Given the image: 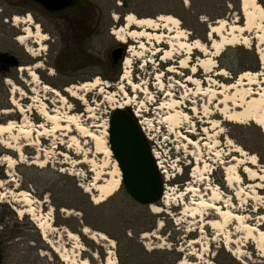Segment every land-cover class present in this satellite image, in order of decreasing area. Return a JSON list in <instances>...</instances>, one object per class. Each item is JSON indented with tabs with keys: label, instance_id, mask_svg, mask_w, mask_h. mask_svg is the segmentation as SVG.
<instances>
[{
	"label": "rangeland",
	"instance_id": "rangeland-1",
	"mask_svg": "<svg viewBox=\"0 0 264 264\" xmlns=\"http://www.w3.org/2000/svg\"><path fill=\"white\" fill-rule=\"evenodd\" d=\"M73 1L69 8H72L71 10L49 13L30 0H0V57H12L16 63L7 71L0 65V112L13 111L16 117L9 120L16 121L18 126L28 128L30 125L26 124V120H29L33 123L32 129L42 125L53 131L48 133L43 129L44 135L35 133L25 137L20 128L15 127L0 133V182L6 184L10 179L14 180L13 183L0 188V264H67L43 240L41 230L33 217H20L13 209L15 205L10 196L21 190L30 192L40 202V206L37 203L36 206L41 209L38 213L42 221L52 220L54 229L50 236L55 247L75 259L78 256L80 259H88L91 264H105L110 257L116 259V264H171L177 255L181 257L175 264H216L217 253L225 251L242 264H264V239L259 238L258 231L250 229L258 227L264 231V181L258 180L254 183L242 172L241 183L236 185V189L240 186L246 189L250 183L260 187L250 188V191L242 193L228 186L223 170L224 164L231 162L232 156L239 157L238 153L232 151L241 147L247 152V156L254 154L258 157L257 152L262 153L263 162L258 157V166H250L261 174L264 169V129L253 122H225L223 127L212 132L218 140L209 138L208 142L202 141L206 138L204 126L207 113L204 105L208 97L197 98L198 90L195 85L189 83L188 88H181L177 84H184L186 77L191 74L189 69H180V74L168 71L170 65L179 67V56L174 62H163L161 54L155 55L150 46L146 51L140 50L133 40L127 43L118 41L112 35V30L122 26L129 13L137 16L123 7L120 0H92L102 2L99 7L91 2L87 5V13H96L92 31L88 34L76 33L69 23L72 10L76 7L75 0ZM257 1L264 9V0ZM115 6L118 7L117 10ZM170 9L163 6H141L138 8L141 16L137 17L157 19L159 16L168 15L164 12ZM175 12L187 15L180 11ZM27 15H31L33 23L39 24L42 32L48 36L44 50H39V45L35 44L33 39L27 45H21L16 40L23 34L25 25H14L13 18L17 16L24 19ZM178 19L181 27L189 32L191 42L201 40L210 44L207 37L209 25L216 22H207L204 27L191 14L187 15L186 22ZM236 19L239 23L243 22L242 11L232 12L226 18L230 23ZM131 45L138 48L139 57L129 53ZM117 47L124 49L120 58H115L113 54ZM30 48L39 50V55L33 57L27 51ZM165 48L167 45L163 44L161 50L164 51ZM141 54L145 56L141 58ZM202 57L199 51H194L191 66ZM127 58L132 60L131 79L141 86L142 93L137 94L127 82L124 83L126 96L120 90L123 82V62ZM216 61L217 67L210 76L215 75L219 69H226V75L229 77H219L218 82L229 83L244 71L259 72L261 68L255 46L249 44L227 47ZM37 64L41 65V69L38 70L39 81L34 82L29 73L21 68L34 67ZM199 73L200 79L205 82L206 74L201 69ZM117 76L118 80L113 82L111 79ZM95 78H100L107 87L86 92L85 103L71 98L64 91L65 87L90 82ZM159 79L163 81V89L159 85ZM13 84L21 88V91L14 95ZM45 85L59 90L68 101L62 103L59 98L44 89ZM170 89L176 98L187 101L189 107H193V102L196 101L198 114L188 110L189 118L184 119L164 110L162 107L167 94L164 91ZM13 98L29 111L24 115L19 113L11 102ZM125 102L130 105L124 110L136 116L162 166V171L165 172L163 195L161 200L155 203L160 209L158 213H154L147 205L132 209L120 203L117 207L104 211L102 216L105 220L95 222L94 227L86 226L82 224L83 213L73 208L81 202L73 181L59 175L61 173L74 177L78 187L84 192L90 191L88 194L91 198H101L93 187L105 184L104 181H99V177L106 183L116 179V175H113L114 158L99 154L97 145L87 138L86 134L79 131L69 133L65 128H55L54 123L43 118L38 108L46 103L48 111L56 112L62 119L73 114L88 131L105 138L106 128L109 132V123L116 110L114 108ZM213 108L215 106H212V111L215 112ZM217 118L222 120L221 116ZM190 130L196 133L192 138L201 141L199 148L187 144L179 137L181 131ZM4 140L11 144L13 149L6 148L2 144ZM20 148L23 154L20 153ZM37 157L39 158L36 161ZM100 173L108 175L100 176ZM186 179L188 181L184 184H176ZM189 185L196 187L203 194H210L207 197L209 205L201 203L196 196L199 194L197 192L185 197ZM215 190L220 195L218 200L216 197L213 199ZM2 193L6 195L5 198H1ZM215 203L217 207L230 210L238 217L215 216L208 219L209 214L216 215L219 212L211 209ZM147 210L156 217V228L140 235L139 246L123 251V262L119 260L117 244L112 249L109 242L94 241L83 234L87 227L91 232L102 233L109 240H114L105 231L115 232L113 225L117 214L122 215L124 219L135 220V216L143 218ZM134 225L136 229L139 227V223ZM68 232L76 233L80 242L69 239ZM110 250L113 251L112 256L107 253ZM154 251H168L176 255L156 257L152 254Z\"/></svg>",
	"mask_w": 264,
	"mask_h": 264
},
{
	"label": "bare ground",
	"instance_id": "bare-ground-1",
	"mask_svg": "<svg viewBox=\"0 0 264 264\" xmlns=\"http://www.w3.org/2000/svg\"><path fill=\"white\" fill-rule=\"evenodd\" d=\"M243 22L239 23L236 19L234 22L230 23L226 19L218 20L215 24L210 25L209 33L207 35L209 40V45L202 42L201 40H195L191 42L189 40V32L181 27L180 20L171 15L159 16L157 19L151 18H138L133 13H129L125 19L124 24L120 27L114 28L112 30V35L121 43H127L129 40L135 41L139 45L140 50L148 51L150 46L154 50V54H161L163 62H174L175 58L179 56L177 64L179 67H174L173 65L169 66L168 71L175 74H180V69H189L191 74L186 77L184 84H177L181 88H188L187 84H192L197 87V98L199 96L208 97V101L205 103V112L207 115L206 126H204V135L205 139L202 141H207L209 138L217 139L216 135H213L212 132L219 127H223V123L232 122L236 124H248L253 122L256 125L264 129V9L257 0H242L241 7ZM117 16H115L116 18ZM14 25L24 24L23 34L17 37V42L21 45H27V43L33 39L34 43L39 45V50L45 49V41L48 40V36L42 32L39 24L33 23L31 15H28L24 19L20 17L13 18ZM33 28V30H32ZM134 28H137L135 30ZM163 44L167 45L164 51L161 50ZM246 44L255 46L257 54L259 56L261 68L259 72L244 71L242 72L235 80L229 83L218 82V78L222 77L228 79L227 70L219 69L217 73L213 76H210L215 72L217 67L216 58L219 57L222 52L227 47L233 46H244ZM36 49H27V51L33 56L37 57L38 51ZM138 48L130 46L128 50L129 53H134L135 56H138ZM194 51H199L203 57L198 60L197 63L192 64L191 66V56ZM141 58L145 56L144 54L140 55ZM41 69V65L37 64L34 67H23L22 71L28 72L29 76L33 79L34 82L39 81L38 70ZM131 69H132V60L127 58L123 62V75H122V84L120 90L125 94L127 91L125 89L124 83L132 87L134 91L138 94L143 92L140 85L136 84L131 79ZM200 69L203 70L206 74L207 79L205 82H202L200 79ZM159 79V85L163 89V81ZM206 81L209 84L206 85ZM186 84V85H185ZM205 84V85H204ZM103 86L107 87V84H104L100 78H95L93 81L85 82L80 85H72L66 89V93L74 99L83 101L85 103L86 97L85 93L91 91L95 88H101ZM257 87V88H255ZM44 89L57 98L60 99L62 103H66L68 99L57 89L51 88L50 86L45 85ZM161 89V90H162ZM21 91V88L13 84L12 85V94H17ZM148 91V90H147ZM189 91V90H188ZM103 92V91H102ZM166 94V99L163 105L164 110H169V112L175 113L177 117H182L184 119L189 118L188 110H193L195 114H198L197 102H193V107L187 106V101H184L182 98H176L173 90L164 91ZM36 101V100H35ZM13 105L17 108L18 112L24 115L29 109H25L21 106L20 102L13 98L11 100ZM130 105L129 102H125L122 105L116 106V110H124L125 107ZM212 106H215V112L212 111ZM38 112L43 116V118L49 122L54 123L55 128H65V131L69 133L74 131H79L86 134L85 136L97 145L98 152L106 154L107 156H112L109 143L107 141L108 130L106 128V137L101 138L93 131H88L83 125L79 123V118L73 114H69L67 117L62 119L56 112H49L46 106V103H43L39 108ZM13 111L2 110L0 112V122L7 123L5 125L0 124V133L7 132V130H13L15 127H19L21 134H24L25 137H30L35 133H38L39 136L44 135L42 133L43 129L50 133L53 132L46 128L45 126L38 125L35 129H32V122L26 120L28 126H18L16 121L9 119H14L16 116L13 115ZM138 116V115H137ZM221 116L222 120L217 117ZM62 124H65L62 125ZM196 133L194 131L180 132L179 137L182 138L187 144L199 148L201 146V141H197L192 138ZM218 140V139H217ZM2 144L8 148L13 149L11 144L7 141H2ZM207 144V143H206ZM20 153L23 154L22 149H19ZM232 152L238 153V156H232L231 162H226L223 167L225 172V181L232 190H239V192L245 193L250 188H260L257 184L253 185L250 183L247 188L243 186L237 187L242 180L243 174L248 176L250 181L257 183L258 180L264 181V169L261 170V175L258 170L252 169L250 166H258V157L254 154L247 156L241 147L235 148ZM156 160L158 161L157 156L155 155ZM39 157L35 158L36 161ZM159 169L162 171V166L158 161ZM242 166V167H241ZM241 169V172H240ZM196 171V170H195ZM163 175L165 174L162 171ZM100 176L108 175V173H100ZM113 175H116V179H111L109 181L103 180L99 177V181H104L105 184H99L96 187H93L97 193L101 195V198L96 196L92 197V200L95 204L106 201L110 196L115 194L121 186V171L118 167L117 162L114 160V171ZM118 177V178H117ZM14 180L10 179L6 184L0 182V188H3L8 183H13ZM210 190V189H209ZM187 197L190 193L197 192L196 195L202 201L201 203L209 205L207 200L210 194H203L202 191H199L196 187L189 185L186 190ZM250 191V190H249ZM86 193H90L89 190H85ZM11 194V192H8ZM184 193V192H183ZM1 198H5L4 193L1 194ZM12 203L15 205L13 209L20 217L31 216L33 220L36 221L39 229L41 230L43 240L57 253L62 261L67 264H91L88 259H80L78 256L76 259L69 256L63 250H59L55 247L54 243L51 240V231L54 229L52 225V220L42 221L40 219V207L37 209L36 203L40 206V202L35 199L32 194L26 190L18 191L16 194L13 193L10 196ZM214 197L220 199V195L217 194L216 190L213 193ZM164 199V197H163ZM200 204V203H198ZM193 203V205H198ZM152 212L158 213L160 207L157 205H151ZM212 210H218L219 212L216 215L209 214L208 219L212 217H233L237 218L238 216L232 214L230 210L225 208L217 207V204L211 206ZM65 211V210H63ZM254 231H258L259 238L264 239V231L258 229V227H250ZM83 234L87 235L90 239L94 241H107L111 244V248L114 249L116 242L114 240H109L104 234L91 232L87 227L83 230ZM67 237L77 243L80 242V237L73 232H68ZM107 253L113 255V251L110 250ZM105 264H116V259L108 258Z\"/></svg>",
	"mask_w": 264,
	"mask_h": 264
},
{
	"label": "trees",
	"instance_id": "trees-1",
	"mask_svg": "<svg viewBox=\"0 0 264 264\" xmlns=\"http://www.w3.org/2000/svg\"><path fill=\"white\" fill-rule=\"evenodd\" d=\"M122 2V6L128 8L129 11L134 12L137 16H141V13L138 11V8L141 6L149 5L151 8L157 6H163L171 8L170 11L164 12L168 15H175L180 18L182 22H186L187 15L191 14L193 18L204 27L207 26V22L213 23L217 22L221 19H226L230 13L236 12L239 13L241 11V0H120ZM92 5H99L102 2L99 1H88V0H75L76 7L72 10V17L69 19V23L71 27L74 29L76 33H86L92 31V27L95 23V12L87 13V5L89 3ZM188 4V6H187ZM116 10L118 7H114ZM72 9V8H71ZM71 9H67L71 10ZM175 11H180L183 14L181 15L176 13ZM232 11V12H231ZM94 15V16H93ZM205 21H200V20ZM115 67V65H113ZM113 82L118 80V76L114 79H111ZM130 113V112H129ZM133 115L132 113H130ZM259 160L263 162L262 153L257 152ZM60 177L73 181V185L76 188V193L81 200L79 204L74 205V209L83 213L82 224L90 227H94L95 222H100L104 219L103 213L107 208H113L123 203L125 206L136 209L141 206L135 199H133L129 193L127 192L125 186L121 184L118 193L113 194L109 199L104 201L99 205H95L91 199V196L88 193H85L83 189L77 186V182L74 177H70L69 175H62L60 173ZM186 180H182L177 182L176 184H184ZM82 204L84 206H82ZM116 219L114 220V230L115 232L105 231L111 238L116 241L117 244V252L120 262H123V251L127 249H134L135 246H139L138 238L142 233L151 232L156 228V217L152 215L148 210L145 212L143 218H139L135 216V220L132 219H124V217L120 214L116 215ZM135 223H139V227L137 229L134 227ZM144 226V227H141ZM141 227V228H140ZM166 253V254H165ZM156 257L158 255H162V257H166L165 255H176L175 253H170L168 251H154L152 252ZM181 255H177L176 259L171 263L175 264L180 260ZM161 259V258H160ZM224 261V263H223ZM242 264L237 261L229 252H218L216 264Z\"/></svg>",
	"mask_w": 264,
	"mask_h": 264
},
{
	"label": "water",
	"instance_id": "water-1",
	"mask_svg": "<svg viewBox=\"0 0 264 264\" xmlns=\"http://www.w3.org/2000/svg\"><path fill=\"white\" fill-rule=\"evenodd\" d=\"M30 1L40 5L49 13L65 11L74 2L73 0ZM113 54L118 58V51ZM3 58L14 60L6 55L0 57ZM109 126L108 143L121 171V184L139 204L151 207L161 200L164 181L148 139L138 125L136 117L127 110H115Z\"/></svg>",
	"mask_w": 264,
	"mask_h": 264
},
{
	"label": "flooded vegetation",
	"instance_id": "flooded-vegetation-1",
	"mask_svg": "<svg viewBox=\"0 0 264 264\" xmlns=\"http://www.w3.org/2000/svg\"><path fill=\"white\" fill-rule=\"evenodd\" d=\"M115 51H118V58L122 57L123 53H124V49L122 47H117L115 49ZM0 65L2 66L1 68L4 71L10 70L11 68H13L16 63L14 60H9V59H0Z\"/></svg>",
	"mask_w": 264,
	"mask_h": 264
}]
</instances>
